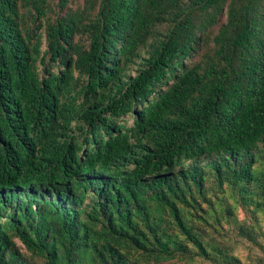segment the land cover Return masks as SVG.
<instances>
[{"label":"trees","instance_id":"16d2710c","mask_svg":"<svg viewBox=\"0 0 264 264\" xmlns=\"http://www.w3.org/2000/svg\"><path fill=\"white\" fill-rule=\"evenodd\" d=\"M51 1L0 0V264H264V0Z\"/></svg>","mask_w":264,"mask_h":264},{"label":"rangeland","instance_id":"374dc122","mask_svg":"<svg viewBox=\"0 0 264 264\" xmlns=\"http://www.w3.org/2000/svg\"><path fill=\"white\" fill-rule=\"evenodd\" d=\"M58 1L59 0H55V1H51V5H50V8H51V11L49 13V17L51 19H53L55 17V14L59 11V8L57 6L58 4ZM83 4V0H73L71 3H70V6L74 9L78 8L79 6H82ZM22 13L24 15V18H25V22L28 26H34L33 24V18L31 17V15L28 13V10L25 8L22 10ZM34 28V27H32ZM85 40V38H84ZM40 41H42L41 45L43 47V49L46 48V39H45V35H43L41 38H40ZM128 123L129 125H132L133 123V120L131 118L128 119ZM240 248L237 250L236 254L239 255V256H243V257H247L249 256V253H252V254H255V253H260L258 252L257 250L258 249H254V250H251L250 248H247L246 245H242L240 244L239 245ZM251 254V255H252ZM204 264H209L207 262H205Z\"/></svg>","mask_w":264,"mask_h":264}]
</instances>
